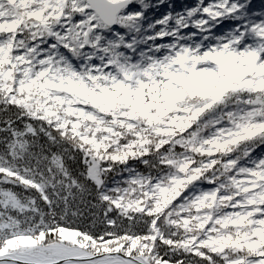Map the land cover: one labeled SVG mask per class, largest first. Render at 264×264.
<instances>
[{
	"label": "trees",
	"instance_id": "trees-1",
	"mask_svg": "<svg viewBox=\"0 0 264 264\" xmlns=\"http://www.w3.org/2000/svg\"><path fill=\"white\" fill-rule=\"evenodd\" d=\"M142 1L143 6H134L133 3L122 14L116 29L108 30L97 25L86 46L82 25L86 24L87 18L82 13L78 18L72 16L75 12L73 4L76 1L70 0L69 4H62L59 0H0V20L6 22L5 28L0 29V165L8 168V164H16L13 172L26 177L25 182L21 180V187H16L20 194L19 199L31 208L30 203H26L29 199L28 201L34 202L35 207L39 209L2 210L1 205L0 210L7 214L6 222L11 223L13 228L5 232L0 231V236L4 234L0 237V247L7 239L18 240L23 235L37 238L40 247L54 246L59 243V236H53L48 231L75 226L90 241L99 244L125 240L124 244L115 245L109 250L119 251L130 257H143L147 264H264V256L255 251L249 252L252 245L264 244V199L251 203L250 197L246 205L239 204L240 211L238 207H231L234 206V196L240 194L246 185L255 186V191L258 190L259 195L264 198V145L244 147L245 150L240 152L234 151L239 142H245L249 136L263 133L264 124L253 127L249 132L252 135L240 131L238 135L242 138L234 139V136L231 137L234 124L227 121L230 128L226 121L223 122L221 130H226L224 134L227 135L221 138H224L227 144L219 143L217 146L216 143L214 146L219 147L218 151L227 148L228 155L226 157L216 153L207 156L205 151L200 149L201 139L205 140V137L201 138L199 132L204 135L208 134L209 130L194 129L191 119L190 122L186 119L185 123L189 125L186 129H181L177 126L179 122L169 118L181 105L189 107L188 110L195 113L198 109L201 110L202 102L193 106L194 98L190 99L192 96L184 91L185 87L174 84V88H170L172 84L164 86L169 89L164 95L167 106H154L152 103L159 102L164 89L163 86L158 90L150 88L146 110L150 108L154 116L167 125L166 133L158 130L161 129L159 123V127L155 128L154 119L145 115L141 110L142 106L132 108L126 103L121 105L117 99L108 103V110L102 109L101 114L106 118H102L99 125L91 126L96 129L97 138L103 141L100 148L104 156L97 158L84 147H75L77 152L71 151L72 145L67 141H59L57 137L63 128H57L55 124L42 118V113L24 106L28 104V96L31 98L33 90L39 91L38 85L41 86V82L47 89L50 88L51 79L63 80L71 72L78 75L74 79L90 80V83H96L95 78L103 73L116 79L114 82L121 79L126 82V68L144 76L145 72L151 70L156 54L162 52V42L170 40V35L166 34L165 30L171 23H176L172 36H178V18L185 20L184 18H189L190 14L194 13L198 17H195L192 23H200L206 18L209 28H213L215 25H221V21L226 18L228 21H235L231 12L237 9H223L217 0ZM204 3L216 5L208 7L209 11H205L206 7L201 8ZM214 12L219 17L209 19ZM201 13L203 15H200ZM7 24L11 28L10 34L5 32ZM250 25L258 30L264 29V23L236 22L238 36L244 44L240 45L238 51L241 54L235 56L234 60L243 56L245 68L256 71V74L247 72L248 80L264 82V67L259 65L264 63V52L249 55V42L262 37L250 32L245 35L241 30ZM69 48L75 49L76 53L73 55ZM105 48L110 50L108 55L102 53ZM97 49L102 53L101 56L95 54ZM170 55L166 61L168 73L172 72L169 67L172 66L175 76L184 78L193 60L187 57L186 51L177 48ZM68 63L76 66V69L70 70L73 68H70ZM99 64H104V70H99L100 74L96 69ZM36 71L40 76H35ZM152 72L154 74V71ZM26 93L28 95H25ZM41 93H45V90ZM183 94L186 96L183 97ZM55 96L59 98L56 94ZM63 96L66 99V95ZM88 108L91 107L87 106ZM91 109L90 115L95 117L97 111L94 107ZM230 110L227 107L224 116L231 113ZM165 113H168L167 116ZM36 122L42 123L46 130H39V124ZM30 127L35 129L34 134L29 131ZM210 135L216 133L211 132ZM197 136L200 139L196 138ZM210 139L208 137V140ZM55 140L62 144L56 143ZM180 140L183 143L181 150L177 147ZM121 141L124 145L119 144ZM114 152L120 153L118 160L115 159ZM79 153L98 162L102 170L101 184L83 179L85 167H80L78 158H72ZM58 154L66 155L63 159L70 174L80 173L76 178L80 186H83L84 182V192L80 195H76L79 192L75 191L72 197L60 199L48 194L46 198L37 191L41 187L45 193L60 186L58 176L49 168V164ZM184 155L188 157L186 160L181 159ZM68 159L70 162H67ZM151 168L156 169L150 171ZM251 172L257 173V177L253 178ZM46 175L49 177L46 178ZM132 176L142 183L141 192L139 182L124 185ZM149 179H152L151 182ZM128 186H131L133 193H136L137 189L138 195L126 198L120 204L117 196L120 195V190H126ZM169 191L171 201L166 203L169 201L166 192ZM148 196L154 198L156 204H149L146 199ZM76 209H79V213L74 212ZM116 211H119V214ZM205 212L206 219L200 218ZM216 212L225 215L226 224L220 217L218 227H215L213 221ZM59 214L63 216L61 221L57 219ZM208 214L212 215L208 217ZM154 215H157V218L153 221L150 216ZM180 218L187 219L185 221ZM47 219L49 226L43 229L42 223ZM78 219L81 220L79 225ZM33 223L38 224V228L30 227ZM167 226L174 230L172 236L166 232ZM133 230L138 232L135 234ZM12 232L15 233L14 237L9 236ZM5 235L8 236L4 237ZM178 236L186 240L187 246L183 249L174 247L171 240ZM208 239L211 241L206 242ZM85 249L91 252L88 248ZM235 253L245 256H232Z\"/></svg>",
	"mask_w": 264,
	"mask_h": 264
},
{
	"label": "rangeland",
	"instance_id": "rangeland-1",
	"mask_svg": "<svg viewBox=\"0 0 264 264\" xmlns=\"http://www.w3.org/2000/svg\"><path fill=\"white\" fill-rule=\"evenodd\" d=\"M74 1H76L75 4H73L75 12L72 14V16L78 18L80 16V13H82L83 15H85L84 17L87 18L86 24L82 25L84 29L82 31L85 33L86 37H88V44L90 42L93 31H95L96 26L98 25L100 26L99 28H103L104 23L96 15V13L90 11V6L87 0ZM106 1L110 4L129 1V3H134V6L135 4L143 6V1L141 2V0ZM59 2H63L62 4H69L70 0H59ZM205 11L209 10L207 9ZM190 15L191 16H189V18H184L185 20H183L182 18H178V36L175 34L172 36L176 29V23L174 22L168 26L169 28L167 30H165L166 34L170 35V40H168L167 42H162L163 50L162 52L156 54L155 58L153 59V65L150 68L151 70L149 72H145L146 75L143 76L126 68L124 69V74L127 77L126 82H122V79L121 81L118 80L117 82H114L116 79H112L111 77L103 73L102 76H98L95 78L97 80L96 83H92L95 81H91L90 83V80L84 81L83 79H74V77H78V75L75 72H71L68 76L66 75L67 77H65L63 80H59L57 78L51 79L49 82V86L51 89H45V85L42 82L41 86H39L37 82L39 91L33 90L31 98H29L28 96V104L25 105V102L23 101L24 106L35 112L42 113V118H44L45 120H49L50 122L55 124L57 128H63L64 130H60V133L58 132L57 137L60 139L59 141H67L69 144H71V151H76L74 150L75 147H84L85 149L91 151L93 156L102 158L104 156V153L100 148V143L103 141L97 138L96 129L91 126H96L97 124L99 125L101 119L106 118L101 113L102 109L108 110V103H113L118 99L121 105H125L126 103V105L128 104L132 108L142 106L141 110L145 113V115L154 119L153 122L155 124V128H158L160 125L161 129L158 128V130H162L164 131V133H166L167 125H164V123L161 122V119H157L156 116H154V112H152L150 108L146 110L147 106L149 105L148 90L150 88L153 90H158L161 88V86H163V93L159 97L161 101L159 100L158 103L154 102L152 103V105L165 107L168 103L164 95L168 92L169 89H166L164 86H170L172 84L173 85L170 88H174V84L184 86V91L187 92L189 96H192L190 97V99L194 98L195 103L193 106H196L200 102H202L200 104L201 110L198 109L195 113H192L191 110H188L189 107L181 105L178 107L177 111L173 113V116L170 115L169 118L179 122L180 124H177V126L181 129H186V126L189 125V123H185L186 119L188 122H190L189 119L193 120L191 123L194 125V129L196 128V130L200 131L203 129H208V134L205 133L204 135H202V133L198 131L201 138L205 137V140L201 139L202 145L200 146V149L204 150L207 156H213V154L215 155L216 153H220L224 154L227 157V148L225 150L223 149L224 151L217 150V148H219L217 147L219 146V143L222 144L226 142L227 144V141H225L224 138H221V136L227 135L224 134L226 130H221L223 128L221 124L225 121H230L234 124L231 130L233 132L231 137L234 136V139L240 137L242 138L241 135H238L240 131L247 135H252L249 134V132L253 127L263 125L264 82H261L260 80L250 82V80H248L249 77L247 76V72H249L250 74H256V71L253 69L245 68V66L243 65V56H240L238 59L234 60L235 56L241 54L238 50H240L239 42L242 41V39L238 36V33L236 34V36H225L226 34L221 32L222 28L220 27L222 26L213 29L211 27L209 28V23H207L206 18H203L200 23H192L195 20V17L197 18L198 16L194 13H191ZM200 15H203V13H201ZM97 17L100 21L97 19ZM121 17L122 15L118 16L119 22L122 19ZM5 26L6 22L0 20V29H4ZM252 26L253 25H250V27L248 26L246 28H242L241 30L245 35H248V33L250 32L254 35H260L262 37L260 39H253L249 42V47L251 49L249 55H258V53L264 52V29L258 30L257 28ZM183 31L184 33L182 34ZM5 32L9 34L11 33V28L9 25ZM175 48H177L178 50L186 51L188 55L187 57H190V59L193 60L192 66L188 68V71L185 73L184 78L182 79L181 77L175 76V72H173L174 70L172 66H169L171 67L172 72L168 73V66H166L167 57L171 56L170 54ZM105 49L106 50H104L102 53L108 55V52L110 53V50L107 48ZM69 50L73 55L76 53L75 49L69 48ZM102 53H99V50L97 49V53L95 54L101 56ZM86 58L88 59V57ZM175 64H177V62H175ZM259 65L262 66L261 68L264 67V63H261ZM68 66L70 68H73L70 69L72 71L76 69V66L72 65L71 63H68ZM96 69L98 70V74H100L99 70H104V64H99L98 66H96ZM152 71H154V74ZM37 75L40 76L36 71L35 76ZM153 77L154 79H151ZM149 79L150 81L148 82ZM44 90L45 93H41V91ZM16 92L19 93V90H17ZM118 92H121L122 94H119ZM173 92L176 93L174 90ZM55 94L59 96V98H56ZM64 94L66 95V99H64ZM25 95H28V93H26ZM182 96L185 97L186 94H183ZM19 98H21V96H19ZM87 106L95 108V110L97 111L95 117L90 115L92 109H87ZM227 107L231 109V113H226V115L224 116V111ZM156 110L158 111V108H156ZM167 114L168 113H165L166 116ZM146 116L144 118H146ZM36 123L39 124L37 126L39 130H46L42 123ZM229 127L231 128L230 125ZM29 131L32 134L35 133V129L33 127H30ZM211 132L216 133V135H210ZM263 133L257 134L256 136L252 137L249 136V138H247L245 142L244 140L241 143L239 142L241 145L238 143L234 151L240 152L241 150L244 151L245 148L255 147V145H264ZM104 136L107 137V134H105ZM208 137H210L211 139L208 140ZM196 138L200 139V137L198 136ZM56 143L62 144L58 141H56ZM123 143L124 142L121 141L119 144L124 145ZM216 143L217 146H214ZM177 147L179 150L183 149V143L181 140L177 142ZM119 156H121L120 153L114 152L115 159L118 160ZM184 156L181 157L182 160H186V158H188ZM63 158H66L65 154H58L55 159L53 157V162L49 164V168H51L58 176L60 186L55 190L49 192L45 191V193L43 189L39 187L37 191L41 195H45V197L48 198V194H50L53 198L60 199L68 196L72 197V193H74L75 191L79 192L76 195H80L82 192H84L83 181L85 180V178L90 182L96 181L98 184L102 183V170L98 162L93 158L85 156L82 153H79L76 157H72L73 160L75 158H78L80 161V167H85L86 169L82 173L84 179L82 181L83 186H80L78 180L76 179L80 173L70 174ZM67 162H70V159H68ZM51 164L53 166H50ZM43 167H47V165H43ZM15 168L16 164H8V168H5L4 165H0V206L2 205V210L13 208L23 211L27 208H30V206L24 205V203L19 199L20 194L17 191L16 187H21V180L25 182L26 177L24 175L22 177V175L18 176L17 174H15L13 172ZM155 169L156 168H151L149 170L155 171ZM251 176L255 178L257 177V173L254 174V172H251ZM48 177L49 175H46V178ZM151 180L152 179H149L150 182ZM123 182L126 181L123 180ZM135 182L139 181H137L132 176V178L129 179L128 182L124 185H131ZM119 183H121V181ZM139 184L141 192L142 183L139 182ZM174 184H176V182ZM146 185H149V183H146ZM5 186H7L8 188H4ZM128 187L129 188L126 190H120V195L117 196L118 202L120 204L123 203L126 198L131 196L135 197L136 195H138L137 189H135L136 193H133L131 186ZM250 197H252V199ZM166 198L167 200H169L166 201V203L171 201L170 191L166 192ZM146 199L148 200L149 204H156L154 198H150V196H148ZM263 199L264 198L259 195L258 190L255 191V186L246 185L244 186L240 194L234 196L232 202L234 206L231 207H238V210L240 211L241 207L239 206V204L246 205V203L249 201L251 203H257L263 201ZM28 200L29 199H27L26 203H30L31 211L38 209L35 207L36 205L34 202H29ZM78 210L79 209H76L74 212L79 213ZM215 210L217 211V208H215ZM116 212L119 214V211ZM211 215L212 214H208V217H210ZM6 216L7 214L3 213L0 210V218L2 219L0 220V231L3 232L11 230L13 228L11 223L6 222ZM38 216L40 218H43L41 215ZM58 216L59 217L57 219H60L61 221L63 219V216L61 214H59ZM206 217V212L200 216V218L205 219ZM220 217L222 218L224 224H226L225 215H219L218 212H216L213 221L215 223V227H218V222H220L221 220ZM155 218H157V215L150 216V219L153 221L155 220ZM180 219L186 221L187 218ZM49 223L50 222L48 221V219L46 222L42 223L43 229L48 228ZM80 223L81 220L78 219L77 225H79ZM33 224L34 225L30 227L34 226L38 228V224ZM14 226L16 227V225ZM240 226H242V223ZM73 227L74 228H60L61 230L52 229V231H48L53 236H59L60 241L54 246L40 247L37 244V238H35L34 236L31 237L23 235L22 237H19L20 239L18 240L7 239V241H4V245L0 247V252L7 251L9 257L17 258L18 260L23 262H33L36 264H53L60 263L61 261L68 259H84L87 257L99 258L63 264H134L133 262L131 263L128 260L123 259V257L116 256L118 254L124 255L121 252L109 250L113 249L115 245H121L125 240H117L111 243L102 242V244H99L95 241H90L82 232L78 231L75 226ZM168 229L169 227L167 226V228H165L166 232L172 236L174 234V230ZM256 229L261 233V230L259 228L256 227ZM133 232L136 234L138 231L133 230ZM168 234L166 235L168 236ZM3 235H1L0 237H3ZM166 235L165 239L168 238ZM7 236L8 235H5L4 237ZM9 236L14 237L15 233L12 232L11 234H9ZM171 240L174 242V247H177L178 249H183L187 246L184 237L178 236L177 238H171ZM209 241L211 240L208 239L206 242ZM18 246L21 247L20 250L18 249ZM85 247L91 250V252H88ZM98 251L104 252L99 253ZM251 251H255V253L264 256V244L262 243L258 245H252L249 252ZM216 252L218 253V251ZM238 254L235 253L232 254V256H236L237 258H239V256H245L240 253ZM135 258L139 257L134 256L132 259ZM138 260H141V262L146 261V259L143 257L139 258Z\"/></svg>",
	"mask_w": 264,
	"mask_h": 264
},
{
	"label": "bare ground",
	"instance_id": "bare-ground-1",
	"mask_svg": "<svg viewBox=\"0 0 264 264\" xmlns=\"http://www.w3.org/2000/svg\"><path fill=\"white\" fill-rule=\"evenodd\" d=\"M216 2H218L223 9L229 8L234 10V8H237L236 10L231 12L233 14L235 21H228L227 18L221 21V26H222L220 27L222 28L221 32L224 31L223 33L226 34L225 36H230V35L236 36V34L238 33L237 31L238 27L236 26V22L250 23V21H254L258 24L264 23V0H217ZM213 5L215 6L216 3L215 4L204 3L201 6V8H203L204 6L209 10L208 7H211ZM218 17L219 15H215L214 12L208 18L215 19ZM118 24H119V19L117 20V25L114 26L113 29H116ZM239 44L240 45L244 44V41L243 40L240 41ZM26 263L32 264L33 262H26ZM0 264H20V262H18L17 258L9 257L7 251H2L0 252Z\"/></svg>",
	"mask_w": 264,
	"mask_h": 264
},
{
	"label": "water",
	"instance_id": "water-1",
	"mask_svg": "<svg viewBox=\"0 0 264 264\" xmlns=\"http://www.w3.org/2000/svg\"><path fill=\"white\" fill-rule=\"evenodd\" d=\"M90 11L96 13V15L101 19V21L107 26V27H114L117 25L118 16L121 14L123 10H125L129 6V1H122L117 4H110L107 3L106 0H87ZM109 23V24H108ZM116 256L123 257V259L128 260L129 262H133L134 264H142L139 263L136 259L127 258L121 254H118ZM99 257H92V258H84V259H68L61 261L60 263H53V264H63V263H70L75 261H86L89 259H94ZM20 262V264H28L26 262ZM36 264V263H32Z\"/></svg>",
	"mask_w": 264,
	"mask_h": 264
},
{
	"label": "clouds",
	"instance_id": "clouds-1",
	"mask_svg": "<svg viewBox=\"0 0 264 264\" xmlns=\"http://www.w3.org/2000/svg\"><path fill=\"white\" fill-rule=\"evenodd\" d=\"M193 103H195V102H193Z\"/></svg>",
	"mask_w": 264,
	"mask_h": 264
}]
</instances>
